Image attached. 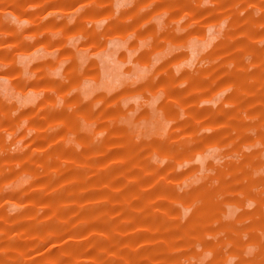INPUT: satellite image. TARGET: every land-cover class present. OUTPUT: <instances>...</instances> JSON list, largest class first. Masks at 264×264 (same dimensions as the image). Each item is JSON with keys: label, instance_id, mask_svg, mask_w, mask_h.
<instances>
[{"label": "rangeland", "instance_id": "374dc122", "mask_svg": "<svg viewBox=\"0 0 264 264\" xmlns=\"http://www.w3.org/2000/svg\"><path fill=\"white\" fill-rule=\"evenodd\" d=\"M0 264H264V0H0Z\"/></svg>", "mask_w": 264, "mask_h": 264}, {"label": "crops", "instance_id": "0c3cea01", "mask_svg": "<svg viewBox=\"0 0 264 264\" xmlns=\"http://www.w3.org/2000/svg\"><path fill=\"white\" fill-rule=\"evenodd\" d=\"M120 6H123V4L121 3ZM84 12L88 11L90 15H95V12L97 10V8L93 5L89 6L88 8H85L83 9ZM123 9L120 8V12L122 11ZM100 11H103V9H100ZM118 47V44L117 43H114L113 44V49H116ZM115 54L111 51L110 53H107L106 54V57H105V60H104V67H105V70H106V73L109 74L111 72H114L116 71V69L112 70L111 69V66H113L112 64L114 63V60L112 59ZM110 76V75H109Z\"/></svg>", "mask_w": 264, "mask_h": 264}]
</instances>
